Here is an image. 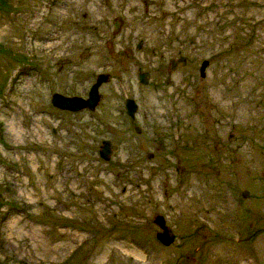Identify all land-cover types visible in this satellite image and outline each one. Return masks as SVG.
Segmentation results:
<instances>
[{"label":"rangeland","instance_id":"rangeland-1","mask_svg":"<svg viewBox=\"0 0 264 264\" xmlns=\"http://www.w3.org/2000/svg\"><path fill=\"white\" fill-rule=\"evenodd\" d=\"M0 264H264V0H0Z\"/></svg>","mask_w":264,"mask_h":264},{"label":"water","instance_id":"water-1","mask_svg":"<svg viewBox=\"0 0 264 264\" xmlns=\"http://www.w3.org/2000/svg\"><path fill=\"white\" fill-rule=\"evenodd\" d=\"M119 24H120V20L118 18H114L112 22L114 32L118 30ZM178 63H181V64L184 63V58L182 56H179L176 59L170 60V69H173ZM207 65H208V61L205 59L199 63L198 74L200 77H204L205 68ZM136 76H137V80L141 84L146 83L147 81L146 72H138ZM106 79H107L106 74H98L95 77L94 82L90 85L87 91L86 98L76 96V95L66 96V95H62L59 93H52L50 96L49 102L53 107L60 109V110L69 111V112H77L83 109L92 111L99 100V94L97 92V89L100 86V84L105 82ZM124 108H125L126 114L130 118H133L134 112L136 110V104L134 103V101L130 98H125ZM135 130L138 131L137 128H135ZM112 148L113 147L110 146L109 142L105 140L102 142L98 150V155L104 160H106ZM247 193L248 192L246 190H243L241 192L242 196H246ZM151 220L157 226V228H159L155 234V237L157 238V240L163 245H169L172 242L174 235L170 227L164 223L163 216L158 213H155L152 216Z\"/></svg>","mask_w":264,"mask_h":264},{"label":"flooded vegetation","instance_id":"flooded-vegetation-1","mask_svg":"<svg viewBox=\"0 0 264 264\" xmlns=\"http://www.w3.org/2000/svg\"><path fill=\"white\" fill-rule=\"evenodd\" d=\"M164 218V217H163ZM152 221V220H151ZM164 223H165V220H164ZM166 224V223H165ZM156 226V225H155ZM168 226V225H167ZM157 228V227H156ZM158 231V228L155 230V234H156V232ZM156 238V237H155ZM156 240H157V238H156ZM158 241V240H157ZM159 242V241H158ZM160 243V242H159ZM161 244V243H160ZM161 245H163V244H161ZM163 246H168V245H163Z\"/></svg>","mask_w":264,"mask_h":264},{"label":"bare ground","instance_id":"bare-ground-1","mask_svg":"<svg viewBox=\"0 0 264 264\" xmlns=\"http://www.w3.org/2000/svg\"><path fill=\"white\" fill-rule=\"evenodd\" d=\"M56 46H58V44H56ZM55 49H56V48H55ZM101 86H102V85H101ZM130 119H131V118H130ZM99 148H100V147H99ZM100 180H101V179H100ZM120 244H121V245H124V246L126 245V243H125V242H124V243H123V242H121Z\"/></svg>","mask_w":264,"mask_h":264}]
</instances>
